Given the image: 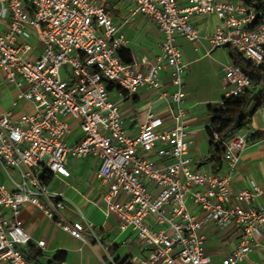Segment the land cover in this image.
Segmentation results:
<instances>
[{
	"label": "built area",
	"instance_id": "2783aa9c",
	"mask_svg": "<svg viewBox=\"0 0 264 264\" xmlns=\"http://www.w3.org/2000/svg\"><path fill=\"white\" fill-rule=\"evenodd\" d=\"M106 0H0V19L8 18L0 33V78L15 88L13 106L30 102L31 111L13 118L0 110V264H32L25 251L32 242L19 218L30 204L65 232L82 239L84 222L65 218L67 203L50 192L43 175L70 176L65 158L89 155L99 162L97 177L105 187L106 215L117 217L118 228H130L150 248L139 264H207L203 221L189 209L191 201L205 220L217 227L241 230L238 243L222 264H240L251 252L264 225V206L252 201L264 191L252 183L233 190L227 177L202 168L192 169L187 156L183 77L187 63L175 41L199 40L193 18L216 15L212 47H232L255 67L264 62V16L251 28L255 8L244 0H129L133 13L154 23L163 35L160 53L145 71L121 61L118 50L127 41L114 23ZM27 27L42 45L35 60L26 58L32 46ZM68 65L71 74L61 68ZM169 69L176 106L172 128L148 112L135 135L123 125L120 108L108 85L132 94L141 85L160 88V72ZM225 96L251 87V79L233 62L224 70ZM70 120L78 122L82 138L69 145ZM250 142L246 132L224 143L223 160L232 167ZM43 249L45 241L36 243Z\"/></svg>",
	"mask_w": 264,
	"mask_h": 264
},
{
	"label": "crops",
	"instance_id": "0c3cea01",
	"mask_svg": "<svg viewBox=\"0 0 264 264\" xmlns=\"http://www.w3.org/2000/svg\"><path fill=\"white\" fill-rule=\"evenodd\" d=\"M179 2L184 4L183 0ZM105 6L127 41L123 48L130 50L133 59L131 64L145 71L160 53L162 33L147 17L133 13L135 5L129 0H106ZM7 23V17L0 19V33L6 30ZM192 23L199 40L189 42L178 37L175 41L183 61L187 63L183 77L185 98L182 106L185 111L183 123L186 126L187 156L192 160L191 167L227 177L233 190L249 189L252 183L264 189V108L255 111L248 128L242 131L248 133L250 142L232 167L224 160L218 167L207 161V127L210 124L208 107L221 105L226 93L224 70L232 63V59L227 46L212 47L210 44L209 37L214 29L222 26V21L216 15L197 16ZM26 31L31 36L29 40L32 48L25 56L35 60L43 47L31 27H27ZM3 83L0 78V110L12 111L13 118L22 112L31 111L30 102H21L14 107L15 88L6 82L3 86ZM160 83L157 90L141 85L128 95L114 86L109 89L110 99L117 102L124 128L129 135L137 133L148 112L159 117L164 128L175 125L173 116L176 106L171 100L175 89L170 83L168 68L160 72ZM82 135L78 122L70 120V130L65 141L69 145L74 144ZM99 164L91 155L84 158L67 155L65 166L70 176L62 178L51 174L50 180L46 182L50 192L61 193L70 202L63 210L65 218L84 222L82 239L69 235L33 205L25 204L20 209L19 218L32 237L30 245L41 251L44 262L57 252H64L65 259L52 264H120L125 259L130 264H139L149 255L150 248L142 245L130 228L119 230L117 217L104 213L102 195L105 187L97 177ZM186 202L190 211L203 221L204 252L209 257L207 264H222V260L235 249L241 230L233 224L224 228L217 227L213 221L205 220L189 199ZM251 206H264V191L252 201ZM40 240L45 241L43 249L36 245ZM240 264H264V225L260 226L251 252Z\"/></svg>",
	"mask_w": 264,
	"mask_h": 264
},
{
	"label": "trees",
	"instance_id": "16d2710c",
	"mask_svg": "<svg viewBox=\"0 0 264 264\" xmlns=\"http://www.w3.org/2000/svg\"><path fill=\"white\" fill-rule=\"evenodd\" d=\"M244 2L255 8V19L250 27H256L264 16V0H244ZM227 47L230 49L232 62L250 77L251 87L242 94L224 96L220 106L208 107L210 124L207 127L209 139L207 161L212 162L214 167L220 166L223 162L224 143L234 134L246 130L255 111L264 108V62L255 67L251 62L244 60L232 47ZM117 53L122 62L126 64L133 62L130 50L121 48ZM110 88L111 85H108V89ZM41 179L48 182L50 175H43ZM29 245L25 256L32 264H52L65 259L64 252H57L55 256L44 262L41 251ZM120 264L130 263L125 259Z\"/></svg>",
	"mask_w": 264,
	"mask_h": 264
},
{
	"label": "rangeland",
	"instance_id": "374dc122",
	"mask_svg": "<svg viewBox=\"0 0 264 264\" xmlns=\"http://www.w3.org/2000/svg\"><path fill=\"white\" fill-rule=\"evenodd\" d=\"M64 72H68L69 74H71L70 68L68 65H65L64 67L61 68V74H64ZM3 86H5V82L3 83Z\"/></svg>",
	"mask_w": 264,
	"mask_h": 264
}]
</instances>
